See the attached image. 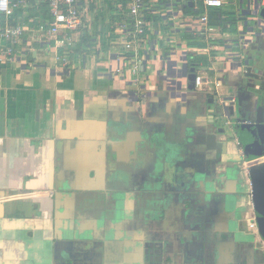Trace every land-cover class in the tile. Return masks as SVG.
<instances>
[{
  "label": "crops",
  "instance_id": "obj_1",
  "mask_svg": "<svg viewBox=\"0 0 264 264\" xmlns=\"http://www.w3.org/2000/svg\"><path fill=\"white\" fill-rule=\"evenodd\" d=\"M166 1L145 0L154 32L148 35L152 62L139 71L141 81L155 77L153 60L161 65L171 50L182 55L187 48L207 47L210 40L215 49L210 55L188 56L189 68L198 64L197 73L204 78L232 82L225 73L229 40L242 29L243 15L253 9L251 0H224L214 21L210 9L215 8L203 5L208 25L196 22L199 17L190 19L195 0H177L187 30L172 27L176 24L166 9L176 0ZM106 2L79 0L83 26L74 34L72 48L57 50L47 38L36 42L28 32L17 48L18 61L0 66V264L140 262L142 249H135L142 246L140 234L166 233L182 202L172 190L157 186L178 180L151 171L160 160L157 147L172 143L173 135L189 144V137L214 134L211 127L204 134L189 130L181 122L189 111L183 105L187 100L172 99L156 82L142 89L112 75L117 57L126 53L118 29L130 17L127 0H111L110 15L103 13ZM30 18L51 20L48 8L37 5L18 11L12 20L29 25ZM208 26L215 30L214 40L199 33ZM58 57L67 58L64 72L54 71ZM205 113L210 119L208 106ZM217 136L223 144L225 137ZM193 155L198 161L217 158L205 146L194 147ZM180 159L172 161L173 167L186 166ZM228 170L182 177L203 184V177H223ZM91 193L104 197L102 209Z\"/></svg>",
  "mask_w": 264,
  "mask_h": 264
},
{
  "label": "flooded vegetation",
  "instance_id": "obj_2",
  "mask_svg": "<svg viewBox=\"0 0 264 264\" xmlns=\"http://www.w3.org/2000/svg\"><path fill=\"white\" fill-rule=\"evenodd\" d=\"M221 92L226 98L225 107L228 116L220 119L219 126H210L214 134L209 133L210 131L204 134L216 136L218 142L217 135L225 137L223 144L217 142L221 145V152L218 153L215 148L216 142L211 141L210 146L214 150L209 151L217 153L216 160H197L198 166H192L194 168L192 172L174 174L173 179L178 180L172 185H157L165 192L168 189L172 190L174 196L180 197L182 201L180 204L184 208L175 217L166 233L140 234L138 241L142 246L135 249H142V255L141 261L135 264H264V239L258 226V214L254 210V183L250 177V168L264 163L250 156L251 153L254 156L264 155V124L258 125L256 114L246 116V119L239 116L241 92L234 82H223ZM136 96L137 103L141 104V95ZM206 96L202 103H206L208 107L211 99L218 98L213 94ZM256 96H260L258 106H264V84L257 85ZM251 102L256 103L255 99ZM233 106L234 117L229 113ZM263 119V116H260V121ZM210 121L208 118L203 122L205 130H208ZM199 125L201 127L202 123ZM196 138L194 145L200 148L196 144ZM185 164L183 168L188 167V162ZM227 169L229 170L223 177L215 174L203 177V180L199 179L203 184H199L198 178L193 180L184 178L196 171L212 174L214 171ZM244 172L247 173L246 179L241 177ZM181 177L183 180H179ZM113 192V189L107 191L108 194ZM100 195V193H91L89 196L95 197L96 206L102 209L104 197ZM184 212L196 213L197 216L200 213V225H193L194 221L187 219Z\"/></svg>",
  "mask_w": 264,
  "mask_h": 264
},
{
  "label": "built area",
  "instance_id": "obj_3",
  "mask_svg": "<svg viewBox=\"0 0 264 264\" xmlns=\"http://www.w3.org/2000/svg\"><path fill=\"white\" fill-rule=\"evenodd\" d=\"M78 2L79 0H0V15L5 16V23L0 25V66L18 61L17 48L23 43L24 37L28 32L32 34L31 37L36 42L47 38V40L54 43V47L57 50L72 48L74 45L73 36L83 26V15L78 8ZM177 2L176 0L166 9L171 16V20H173V24H176H172V27L176 28L177 26L181 29H190L189 24L179 19L182 17L178 14L175 7ZM251 3L253 7L255 4H259L261 8H264V0H251ZM224 4V0H203L205 8H221ZM33 5L47 7L51 18L50 22L37 23L34 18H30L29 25L26 23H18L16 25L11 23L12 18H14L18 11L22 10L26 12ZM144 8L145 0H127L126 11L130 17V22L128 25L120 26L117 33L120 38H118V42L122 41L126 53L117 57L119 64L112 70V75L123 83L139 87L142 85V89H146L150 82L153 81L152 78L141 81L138 76L142 67L152 62L150 60V50L153 48V45L152 40L148 37V32L150 30L153 33L154 27L147 21L146 15H144ZM195 21L208 25L209 16L203 14ZM191 31L193 33L196 32L195 30ZM199 33L203 36H212L214 40L215 30L213 27L202 28ZM214 49L213 42L209 40L207 47L187 48L182 55L178 51L171 50V52L175 53V55L177 54L180 61H182L183 55L187 58L188 56L210 55ZM127 62H130L129 67L127 66ZM55 63L54 71L56 73L66 70V57L55 58ZM222 85L223 82L219 80L212 82L210 79H206L203 75L197 73L195 80L197 91L222 97Z\"/></svg>",
  "mask_w": 264,
  "mask_h": 264
},
{
  "label": "water",
  "instance_id": "obj_4",
  "mask_svg": "<svg viewBox=\"0 0 264 264\" xmlns=\"http://www.w3.org/2000/svg\"><path fill=\"white\" fill-rule=\"evenodd\" d=\"M183 5L181 1L176 3ZM253 4L251 3V8ZM192 7V5H191ZM178 10V9H177ZM179 15L183 16L184 14ZM243 27L237 28L235 32V39H231L229 47V55L227 57L225 65V73L229 74L231 81L239 88V98L241 103L239 104V116L242 119H246V116L256 114L258 119V125L264 124L260 121V116L264 118V106H258L260 103V96L257 95V85L264 81V8H261L259 4H255L251 11L246 12L243 15ZM246 19V20H245ZM171 56H177L172 53L161 60L159 70L156 71L153 81L157 85H161L162 91L169 92L172 99L188 100V93L196 92L195 80L197 77L198 64H191L188 66V58L184 57L182 61L174 59ZM178 57V56H177ZM157 79V81H156ZM183 80H186V91ZM145 89V88H144ZM138 92H135L137 95ZM206 93V92H205ZM210 94L211 93H206ZM243 95V96H241ZM213 97V96H211ZM255 99L256 103H252ZM226 98L224 95L218 97L216 100L209 101V114L210 122L209 127L219 126L221 124V118L226 117L227 109L225 107ZM222 112V113H221ZM221 113V114H220ZM229 113L231 116H235L234 106L230 108ZM228 116V115H227ZM197 145L205 146L207 150H214L210 146L211 141L216 142L218 153L221 152V145L217 141V137L214 135L197 136ZM218 142V143H217ZM251 158L261 159L263 154L251 153ZM250 177L253 180V205L254 210L258 214V226L260 233L264 239V163L258 166L250 168Z\"/></svg>",
  "mask_w": 264,
  "mask_h": 264
},
{
  "label": "rangeland",
  "instance_id": "obj_5",
  "mask_svg": "<svg viewBox=\"0 0 264 264\" xmlns=\"http://www.w3.org/2000/svg\"><path fill=\"white\" fill-rule=\"evenodd\" d=\"M111 0H107L106 4H105V8L103 10V13L105 15L107 14H112L113 10H111L110 4H111ZM166 3H171V1H166ZM196 3V7H190L189 11H190V19L195 17H199V15H202L204 13V9H203V4H202V0H195ZM108 4V6H107ZM114 4V1H113ZM38 7H40V9H47V7L43 6V5H37ZM39 9V8H38ZM115 11V10H114ZM165 11V9H164ZM218 11V9H210L211 12V17L212 20H217L219 14L216 12ZM144 15H145V9H144ZM231 14H226L227 17H229ZM147 17V16H146ZM147 21H149V19L147 18ZM152 25V24H151ZM151 27V26H149ZM151 31L149 30L148 34H150ZM178 41H182L181 37L178 38ZM168 53V52H167ZM166 53V54H167ZM154 53H152V58L154 59ZM174 61L178 60L179 58L174 56ZM178 58V59H177ZM155 63V68H154V72L153 74L158 70L159 62L160 61H155L153 60ZM154 77V76H153ZM152 77V79H153ZM157 81V79H156ZM184 85H185V90L186 91V80H183ZM152 84L154 83V81L151 82ZM156 86V83H155ZM161 87V85H160ZM141 94V93H140ZM206 97V93L205 92H200V91H196L194 93H188V102L185 105V107H187V110H189L187 112V115L184 116V121L181 122H185L189 128V130L193 129L195 133H203L206 131L205 128L203 127V125H201V127H199V123L201 122L203 124V122L206 121L207 117H205L206 113H205V109H206V103H202V101L205 99ZM198 117H200V120L198 121ZM181 124L177 123L176 127H179ZM179 129V128H178ZM190 134V133H189ZM163 136V135H162ZM193 140V143H189L186 144V141L183 140L181 141V139L179 137H177L176 139L174 138V135L171 137V141L172 143H169L168 145L162 143V145H159L156 149V154L159 157L160 160H158L157 163H155V167L151 170L153 173H157L159 174V176L161 175H174L178 172H185V173H190L193 171V167L198 166L197 164V159H194V155H193V150L194 147L196 148V146L192 147V145L194 144V139L189 137V140ZM178 141V143H176V141ZM179 141H181L179 143ZM196 143H197V139H196ZM198 148V147H197ZM178 159L181 160L180 158H182L184 161L188 162V167L187 168H183L185 166H183L182 168H173V164L172 161L174 162V159ZM185 162V163H186ZM193 166V167H192ZM183 205L179 204V208L178 206L176 207L177 211L180 213V210H183ZM180 209V210H179ZM184 215H186L187 219H189L191 222L194 221L192 224L193 225H200L201 222V214L199 213V215L197 216L196 213H186L184 212Z\"/></svg>",
  "mask_w": 264,
  "mask_h": 264
},
{
  "label": "trees",
  "instance_id": "obj_6",
  "mask_svg": "<svg viewBox=\"0 0 264 264\" xmlns=\"http://www.w3.org/2000/svg\"><path fill=\"white\" fill-rule=\"evenodd\" d=\"M5 23V16L0 15V25H3ZM12 24H16L14 20H11Z\"/></svg>",
  "mask_w": 264,
  "mask_h": 264
},
{
  "label": "bare ground",
  "instance_id": "obj_7",
  "mask_svg": "<svg viewBox=\"0 0 264 264\" xmlns=\"http://www.w3.org/2000/svg\"><path fill=\"white\" fill-rule=\"evenodd\" d=\"M260 161H264V158L260 159Z\"/></svg>",
  "mask_w": 264,
  "mask_h": 264
}]
</instances>
